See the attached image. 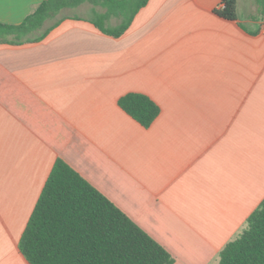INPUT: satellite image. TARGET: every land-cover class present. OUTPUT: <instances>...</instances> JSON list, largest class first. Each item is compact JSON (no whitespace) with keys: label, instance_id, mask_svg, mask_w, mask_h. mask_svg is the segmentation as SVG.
Segmentation results:
<instances>
[{"label":"crops","instance_id":"1","mask_svg":"<svg viewBox=\"0 0 264 264\" xmlns=\"http://www.w3.org/2000/svg\"><path fill=\"white\" fill-rule=\"evenodd\" d=\"M42 1L0 0V22ZM221 1L147 0L118 37L59 13L0 43V264H29L20 236L58 158L172 264L218 263L264 198V0H236L234 20ZM128 92L159 106L149 127Z\"/></svg>","mask_w":264,"mask_h":264},{"label":"trees","instance_id":"2","mask_svg":"<svg viewBox=\"0 0 264 264\" xmlns=\"http://www.w3.org/2000/svg\"><path fill=\"white\" fill-rule=\"evenodd\" d=\"M147 0H43L18 24L0 22V43H22L63 9L89 5L87 18L100 31L118 37ZM260 7L263 0H258ZM215 13L236 19V0H222ZM79 17V16H75ZM116 18L111 25L109 20ZM118 105L143 127L160 108L149 96L128 92ZM19 250L29 264H172V255L111 200L58 158L20 236ZM217 264H264V198L246 227L219 252Z\"/></svg>","mask_w":264,"mask_h":264},{"label":"rangeland","instance_id":"3","mask_svg":"<svg viewBox=\"0 0 264 264\" xmlns=\"http://www.w3.org/2000/svg\"><path fill=\"white\" fill-rule=\"evenodd\" d=\"M88 7H89V5L85 4L82 7L77 8V9H63L59 13H60V15H82V16L85 15L86 16L87 15V11H88ZM53 18H51V20Z\"/></svg>","mask_w":264,"mask_h":264}]
</instances>
